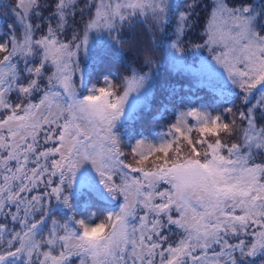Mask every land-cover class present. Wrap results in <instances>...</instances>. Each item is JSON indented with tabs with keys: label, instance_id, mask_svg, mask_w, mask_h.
<instances>
[{
	"label": "snow or ice",
	"instance_id": "1",
	"mask_svg": "<svg viewBox=\"0 0 264 264\" xmlns=\"http://www.w3.org/2000/svg\"><path fill=\"white\" fill-rule=\"evenodd\" d=\"M0 9V264H264V0Z\"/></svg>",
	"mask_w": 264,
	"mask_h": 264
},
{
	"label": "trees",
	"instance_id": "2",
	"mask_svg": "<svg viewBox=\"0 0 264 264\" xmlns=\"http://www.w3.org/2000/svg\"><path fill=\"white\" fill-rule=\"evenodd\" d=\"M4 3H7L8 0H3ZM0 12H2V9H0ZM8 23V18L6 15L0 14V29H3V27Z\"/></svg>",
	"mask_w": 264,
	"mask_h": 264
}]
</instances>
